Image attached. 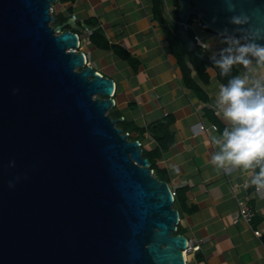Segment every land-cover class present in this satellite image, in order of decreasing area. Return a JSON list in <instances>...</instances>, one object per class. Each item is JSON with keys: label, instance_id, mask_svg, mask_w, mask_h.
<instances>
[{"label": "water", "instance_id": "95a60500", "mask_svg": "<svg viewBox=\"0 0 264 264\" xmlns=\"http://www.w3.org/2000/svg\"><path fill=\"white\" fill-rule=\"evenodd\" d=\"M55 2L0 0V264H186L170 188L108 115L113 81L73 51L82 27L52 25ZM176 3L180 40L213 67L191 16L264 34V0Z\"/></svg>", "mask_w": 264, "mask_h": 264}, {"label": "crops", "instance_id": "0c3cea01", "mask_svg": "<svg viewBox=\"0 0 264 264\" xmlns=\"http://www.w3.org/2000/svg\"><path fill=\"white\" fill-rule=\"evenodd\" d=\"M161 1L158 11L153 0H56L51 8L54 16H75L82 29H90V35L79 33L78 51L97 73L113 81L111 110L135 128L131 136L139 139L142 150L159 149L147 127L172 118L171 143L153 163L155 173L176 191L180 234L199 246L186 254V264H264V233L253 235L264 228V194L250 184V173L225 172L211 164L218 150L213 137L229 126L215 105L220 70L205 63L207 83L191 72L197 90L183 81L189 63L181 50L188 51L178 28L174 30L178 19L173 0ZM194 28L209 45L197 47L207 58L226 46L202 23L195 22ZM187 32L193 39V32ZM236 68L244 74L242 66ZM199 124L206 129L197 130ZM238 198L254 209L250 227L233 222Z\"/></svg>", "mask_w": 264, "mask_h": 264}, {"label": "clouds", "instance_id": "9594fccd", "mask_svg": "<svg viewBox=\"0 0 264 264\" xmlns=\"http://www.w3.org/2000/svg\"><path fill=\"white\" fill-rule=\"evenodd\" d=\"M229 23L238 27L231 33L227 28L216 33L226 46L209 59L223 76L237 65L245 72L219 88L215 105L229 126L213 137L218 150L211 155V164L225 172L250 173V184L264 194V43L258 42L264 41V34L244 28L248 24L245 15H234ZM193 41L191 46L209 47L199 35Z\"/></svg>", "mask_w": 264, "mask_h": 264}, {"label": "trees", "instance_id": "16d2710c", "mask_svg": "<svg viewBox=\"0 0 264 264\" xmlns=\"http://www.w3.org/2000/svg\"><path fill=\"white\" fill-rule=\"evenodd\" d=\"M154 5L158 11V8L160 7V5L162 4L161 0H153ZM172 4H174V14H176L177 10H178V6L176 3V0H173ZM53 15V14H52ZM53 17L55 18V21L52 23L53 26H56L58 24H61L63 22H65L67 19L63 18V17H56L53 15ZM197 18L196 16H191L189 19V23L192 22L193 19ZM179 27V25L176 23V25H174V30H176ZM203 28L206 31L212 32L211 30H209L208 28H206L203 25ZM190 33V30H188ZM214 33V32H212ZM191 36V35H190ZM198 52L200 54H202L204 57H208V55L202 51L200 48H197ZM181 54L186 53L188 55V63H189V67H187L185 70L183 69V81L188 84L191 87H194L195 90H197V87L192 85V80H191V72H194L199 80L203 83H207L209 80L208 74L206 72V64L205 62L200 59L198 56L192 54L191 52H186L184 49L181 50ZM180 58V57H179ZM239 75V72L236 68V66H234L232 68L231 73L228 76H223L221 75V73L219 72V79L222 83V85H226L228 83V80L231 79L233 76ZM108 115L112 118V119H117L119 118V116L116 115V113L112 112V110L110 109L108 111ZM172 123V118H167L163 121H159L156 123H153L151 125H149L147 127V130L150 131V133L152 134V136L156 139V141L158 142L159 145V149L155 150L154 152L148 153L145 152L144 150H142L141 155L144 158H147L148 162H149V168L153 171V175L155 177H157L159 180L165 181L164 179H162L161 177H159L155 171H154V163H153V158L157 157L160 152L166 150L170 143H171V133L169 131V127ZM116 126L118 128H121L123 133H127L128 134V139L129 140H137L139 141V139L137 137H132L131 136V132L134 130L135 128H133L129 123H125L123 121H118L116 123ZM175 195H176V191H175ZM174 202H175V198H174ZM174 202H173V207H174ZM175 208V207H174ZM175 234H180L179 229H178V224L176 225V231Z\"/></svg>", "mask_w": 264, "mask_h": 264}, {"label": "built area", "instance_id": "2783aa9c", "mask_svg": "<svg viewBox=\"0 0 264 264\" xmlns=\"http://www.w3.org/2000/svg\"><path fill=\"white\" fill-rule=\"evenodd\" d=\"M72 19L76 21L75 16H72ZM195 22L201 23L198 18H195V19L192 20V22H190V23L188 22L187 24H185L186 30H190V31L193 32V34H194L193 37L194 36H197V34L195 32V28H194L195 27ZM177 24L180 25L179 24V21L177 22ZM82 31L85 32V34H87V35H90V33H91V31H90L89 28H83ZM77 39H78V45H77V47L75 49H73L74 52L78 51V49H79L80 42H81V36H80V34L77 35ZM210 128L212 130H215L216 129L215 126H211ZM205 129L206 128L202 124H199L197 126V130L202 131V130H205ZM151 174H153V171L152 170H151ZM243 187H246V184L245 183L243 184ZM170 191H171V195H172L173 200H174V198H175V191L174 190H170ZM254 214H255V212H254V209L252 208L251 205L245 203L240 198L237 199V212L234 214V216L232 218L233 219V222L242 221V222H244L245 224H247L250 227V224H251V221H252V219L254 217ZM263 233H264V228L253 230V235L255 237H257V238H260ZM198 248H199L198 244H192L191 241H188L187 242V248H186V250L183 251V254H184V256H186V254H188L190 252H193V251H196V250H198Z\"/></svg>", "mask_w": 264, "mask_h": 264}, {"label": "rangeland", "instance_id": "374dc122", "mask_svg": "<svg viewBox=\"0 0 264 264\" xmlns=\"http://www.w3.org/2000/svg\"><path fill=\"white\" fill-rule=\"evenodd\" d=\"M51 12H52V8H51ZM51 15H52V13H51Z\"/></svg>", "mask_w": 264, "mask_h": 264}]
</instances>
